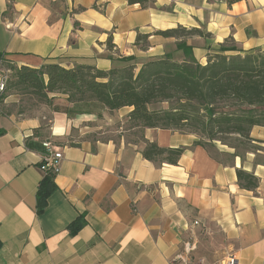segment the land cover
<instances>
[{
    "label": "crops",
    "instance_id": "obj_1",
    "mask_svg": "<svg viewBox=\"0 0 264 264\" xmlns=\"http://www.w3.org/2000/svg\"><path fill=\"white\" fill-rule=\"evenodd\" d=\"M179 25L203 31L188 41L203 64L230 38L243 50H264V0H156L149 8L128 0H0V82L11 75L7 63L108 71L133 57L141 66L175 41L155 33ZM138 33L151 34L146 50L135 44ZM14 95L0 102V264H181L174 259L192 239L190 264L228 255L264 264V151L242 156L161 128L133 133L137 140L79 139L104 105L97 111L86 106L97 102L52 94L67 112L23 116L4 109ZM251 137L264 148L263 126ZM46 140L64 159L56 189L39 206ZM147 142L184 152L176 165L158 164L143 156ZM238 169L259 178L255 191L240 187Z\"/></svg>",
    "mask_w": 264,
    "mask_h": 264
},
{
    "label": "trees",
    "instance_id": "obj_2",
    "mask_svg": "<svg viewBox=\"0 0 264 264\" xmlns=\"http://www.w3.org/2000/svg\"><path fill=\"white\" fill-rule=\"evenodd\" d=\"M238 1L241 0H228L230 4ZM128 2L149 8L156 0ZM156 34L180 38L203 34V31L179 25ZM148 38V34H139L136 44ZM177 47L184 51L183 61H177L167 53L144 63L138 71L137 65L132 63L108 71L88 64L66 68L47 63L33 68L7 63L11 75L0 102L15 91L37 97L41 102L53 105L55 111L67 112L68 108L55 105L56 97L51 96L67 95L68 103L98 102L111 111L131 107L128 117L136 127L199 134L198 144H205L202 137L236 149L251 142L253 128L264 127V50H243L230 38L217 52L209 54L207 64H202L185 40H178ZM165 102L169 104L166 109L150 108L152 104ZM226 137H236L240 145L228 143ZM183 152V148H163L155 142H147L143 156L158 164L176 165ZM237 175L241 188L257 189L259 178L254 173L238 169ZM55 189V177L46 172L38 189L39 206Z\"/></svg>",
    "mask_w": 264,
    "mask_h": 264
},
{
    "label": "rangeland",
    "instance_id": "obj_3",
    "mask_svg": "<svg viewBox=\"0 0 264 264\" xmlns=\"http://www.w3.org/2000/svg\"><path fill=\"white\" fill-rule=\"evenodd\" d=\"M148 35L150 38L151 34H148ZM196 35H198V34H196ZM196 35H187L185 37L181 36L180 38L174 37L175 41L166 47V49L168 51L170 50L168 53H171L175 60L183 61V59L185 58L184 51L177 49L178 48L177 47V41L178 40H185L187 42V44H189L188 43L189 39L193 38ZM138 36H139V33H138ZM138 36H137V39H138ZM149 38L146 41L141 40L139 42V44L135 43L137 45V48L140 50H146V48H149V45H150ZM137 39H136V42H137ZM189 45H191V44H189ZM192 47L194 50V46H192ZM125 58H127V57H125ZM121 61H122V64L119 67L125 66V65H128L131 63L136 64V65L138 64V63H134L133 60L129 61V62L124 61V60H121ZM141 66H137L136 70L138 71L141 68ZM3 76L9 77V75L7 73ZM3 76H2V78H3ZM0 85H1V82H0ZM6 89H7V82H6ZM6 89H5V91L0 93V99H1V96L6 92ZM11 94H17V93L15 91H12ZM14 96H15L16 101L8 103V105L4 106V109L11 111L13 113H16V114L22 113L23 116H37V115H42V114L48 115V114H50V110L55 111L53 105L45 104V103L41 102L37 97H34L32 95L18 94V95H14ZM57 99H58V97H57ZM56 101L57 100L54 101L55 105H58L61 109H67V106L65 105L64 101L59 100L57 103H56ZM87 104H89V103H87ZM86 106L89 109L91 107L97 111H100L103 104L97 102V103H92L91 105H86ZM103 107H105V106H103ZM168 107H169V104L166 102L165 103H159V104H152L150 106L151 109H160V108L166 109ZM106 110H107V114H104V111H106ZM106 110L103 109V114L99 113V119L96 121L98 124H96L94 126L91 125L90 128H82L83 130L79 131V139L83 138V137H91V138H99V139L113 138V139L118 140L124 134V135H126V138H129L130 140H137L138 137L136 135H138L140 130H142V129L139 127H136L135 124L129 120V117H128L129 108L126 107V108H121L120 110H113V111L106 108ZM128 131H130V133H127ZM133 133H136V135L132 136ZM202 138H203L202 140L206 144H208L209 140H207L205 137H202ZM226 138H227L226 141H228V143H231L234 145H240L239 142L237 141L236 137H226ZM200 139H201V136H200ZM46 141H51V140H46ZM215 141H218V140H215ZM215 141H213V142H215ZM253 141H254V139L252 138L251 142H247L245 145H240L239 148L237 149V153L244 156L247 152H251V151L256 152L258 150L264 151V148H262V146L254 144ZM218 142H221V141H218ZM210 143H212V141H210ZM46 152H47V150H46ZM63 159H64V157H63ZM54 177H56V175Z\"/></svg>",
    "mask_w": 264,
    "mask_h": 264
},
{
    "label": "built area",
    "instance_id": "obj_4",
    "mask_svg": "<svg viewBox=\"0 0 264 264\" xmlns=\"http://www.w3.org/2000/svg\"><path fill=\"white\" fill-rule=\"evenodd\" d=\"M8 76H3L0 85V93L5 91L6 82ZM47 152L43 157L42 168L45 172H48L52 175H58L61 170V165L63 162V153L51 142L46 141L43 143ZM196 225L198 221L194 222ZM197 249V242L192 239L185 241L183 244V250L176 256L175 261L181 264H190L191 256H193L194 251ZM237 259L234 255H228L219 264H236ZM197 264H207V261L204 258H200Z\"/></svg>",
    "mask_w": 264,
    "mask_h": 264
}]
</instances>
